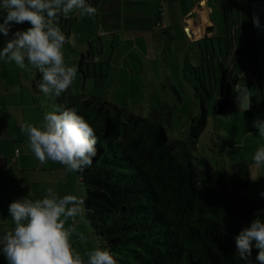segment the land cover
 <instances>
[{
    "label": "trees",
    "instance_id": "16d2710c",
    "mask_svg": "<svg viewBox=\"0 0 264 264\" xmlns=\"http://www.w3.org/2000/svg\"><path fill=\"white\" fill-rule=\"evenodd\" d=\"M220 69L215 113H235L238 76ZM208 94L202 113L191 119L192 146L208 124ZM57 101L83 116L98 137L92 165L76 174L86 218L118 264H246L234 237L255 217L264 219V197L242 193L251 182L246 164L238 166L230 189L224 167L199 168L191 149L171 139L160 120L97 97ZM0 264H6L2 256Z\"/></svg>",
    "mask_w": 264,
    "mask_h": 264
},
{
    "label": "clouds",
    "instance_id": "9594fccd",
    "mask_svg": "<svg viewBox=\"0 0 264 264\" xmlns=\"http://www.w3.org/2000/svg\"><path fill=\"white\" fill-rule=\"evenodd\" d=\"M98 9L88 0H0V61L20 69H36L38 88L55 101L67 92L78 75L75 65L66 61L64 47L73 41L59 26L70 14L94 17ZM27 24L20 29L16 25ZM258 25V21H257ZM259 26V25H258ZM235 102L244 111L251 108L248 88L237 87ZM258 135L264 137V119L253 120ZM21 133L35 158L64 165L66 172L89 167L97 155L98 137L89 122L74 109L53 103L42 121L21 123ZM256 167H264V146L252 156ZM264 197V192L260 193ZM11 227L0 235V256L6 264H118L106 247L96 245L83 253L74 247V238L87 242L76 220L85 213V201L75 194L59 195L52 187L43 198L26 196L8 206ZM235 252L246 264H264V219L255 217L234 237Z\"/></svg>",
    "mask_w": 264,
    "mask_h": 264
},
{
    "label": "rangeland",
    "instance_id": "374dc122",
    "mask_svg": "<svg viewBox=\"0 0 264 264\" xmlns=\"http://www.w3.org/2000/svg\"><path fill=\"white\" fill-rule=\"evenodd\" d=\"M219 14L223 17L221 11ZM117 18L120 22V16ZM114 27L115 21L113 25L105 27L101 35L106 34V28ZM121 34L128 35V32L118 31L119 37ZM0 44H3V41H0ZM129 44V42L124 43L123 52ZM259 45L258 67L261 77L257 76L258 67L249 69L248 75L255 83L251 84V88L247 87L251 108L246 112L239 107L235 113L226 115L215 113L218 106V90L214 87L211 74L196 67V59H198L196 54H190L185 67L171 66L168 70L159 62L160 67H158L153 56L150 60L155 63L154 65L151 63L149 65L146 57H139L141 61L130 57V64L131 62L135 64L131 73L129 67L125 71L114 68L121 50L117 43L109 44L116 49L108 48L109 53L113 54L112 68L108 72H95L93 63L90 71L87 66L79 69L82 63L81 56L71 63L77 67L78 75L71 88L63 94L69 99L71 96L78 98L91 96L113 100L126 111L160 120L171 139L181 140L191 149L199 168H203L206 164L224 167L226 183L230 189L238 166L246 164L250 171L251 182L242 193L257 198L261 192H264V167H256L252 162V156L257 148L264 146V137L258 135V130L253 127L252 122L256 118L264 119V38H260ZM64 49L70 47L66 46ZM96 56L104 60V56ZM3 67L8 69V75H5L8 78L4 79L3 87L6 100L0 102V235L11 227L8 213L11 202L25 196L35 200L36 195L42 194L35 185L29 189L25 188V184L21 182L23 175L15 162L5 163L15 150L16 140L24 136L20 131V124L25 122L34 124L35 115L43 116L51 110L53 103L60 105L57 99L52 101L40 92L38 88L40 81L35 69H22L25 73L21 71L22 79H20V72L14 63L6 64L0 61V70ZM202 82L206 84L209 94L202 86ZM1 83L0 77V85ZM207 94L210 95L206 100L208 124L197 140L196 146H192L189 135L191 119L202 113V96L206 99ZM31 103L34 109L30 108ZM4 104H8L9 107H5ZM34 159L31 164L33 166L36 164ZM10 166L14 170H11ZM95 242L99 245L96 236ZM74 247L77 248V245Z\"/></svg>",
    "mask_w": 264,
    "mask_h": 264
},
{
    "label": "crops",
    "instance_id": "0c3cea01",
    "mask_svg": "<svg viewBox=\"0 0 264 264\" xmlns=\"http://www.w3.org/2000/svg\"><path fill=\"white\" fill-rule=\"evenodd\" d=\"M92 6L98 9L94 17H81L73 13L69 19L60 20L62 31L73 41L65 44L70 49H64L66 61L70 65L81 56L79 69L87 66L90 71L93 63L95 72H108L112 68L113 58V54L109 53V44L117 43L121 49L114 67L117 70L125 71L129 67L133 73L135 64H130V57L137 61H141L139 57H146L148 64L154 65L150 60L152 56L158 67L159 63L167 70L171 66L185 67L193 53L198 58L196 67L211 74L217 90L222 65L238 76L239 82L235 89L244 86L251 88V84L255 83L248 71L259 64V41L264 38V0H98ZM117 16H120V22ZM114 21L115 27L106 28V34L101 35L105 27L113 25ZM27 27V24L16 25L13 30ZM118 31H127L128 35L121 34L119 37ZM125 42L130 44L123 52ZM96 55L104 56V60ZM21 71L18 68L20 79ZM22 72L25 73L24 70ZM5 75H8V69L3 67L0 70V102L6 100L3 87L4 79L8 77ZM260 75L258 67L257 76L260 78ZM62 96L69 99L64 94ZM217 97L219 100L218 94ZM4 105L9 107L8 104ZM30 108L34 109L32 103ZM42 117L35 115L34 124L38 125ZM14 149L5 163L17 164L25 188L35 185L42 193L40 196L35 194L37 199L43 198L49 187L61 196L75 194L84 199L85 189L78 182L76 172H66L64 165L52 161L41 164L28 149L25 136L16 140ZM16 150L18 154H15ZM33 159L35 166L31 165ZM10 169L14 170L12 166ZM76 225L78 231L87 237V242L81 244L74 238V246L77 245L81 253L95 247L94 229L86 218V212L82 218H77Z\"/></svg>",
    "mask_w": 264,
    "mask_h": 264
},
{
    "label": "built area",
    "instance_id": "2783aa9c",
    "mask_svg": "<svg viewBox=\"0 0 264 264\" xmlns=\"http://www.w3.org/2000/svg\"><path fill=\"white\" fill-rule=\"evenodd\" d=\"M97 1L98 0H88V3L90 4V5H94L95 3H97ZM75 16V15H74ZM71 16H69V17H67L66 19H69ZM163 24V23H162ZM36 70V69H35ZM36 73L37 74H39V72L36 70ZM40 79H41V76H40V74H39V77H38V80L40 81ZM18 150H16V154H18ZM99 246H100V242H99Z\"/></svg>",
    "mask_w": 264,
    "mask_h": 264
}]
</instances>
